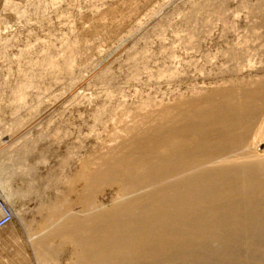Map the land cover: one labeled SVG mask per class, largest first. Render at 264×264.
I'll return each instance as SVG.
<instances>
[{"label":"bare ground","instance_id":"obj_1","mask_svg":"<svg viewBox=\"0 0 264 264\" xmlns=\"http://www.w3.org/2000/svg\"><path fill=\"white\" fill-rule=\"evenodd\" d=\"M184 1L182 0L181 3H183L182 5L186 7L184 5ZM186 1L189 2V0ZM193 1L191 2L190 0L191 9L187 11L188 13L179 15L184 16L180 19V21L182 19L186 20L185 22H182L185 23L186 26H184L186 29H183V33L178 34L180 31L175 32L176 35L186 36L183 41V37L179 38L182 45L180 42L178 43L182 47H185L186 45L187 49L189 47L191 51H193L194 47H200V45L203 44L201 41H204V38L207 35L212 36L211 33H213V30L219 28L221 31V33H219L221 34L220 38L225 40H227L228 37L233 38V43L230 47L227 45L228 48L223 53V55H225L224 62H226L225 64H228L227 66H223V64L222 68L212 70H209L208 68L206 73V70H203L202 68L197 71L196 65L198 64H195L196 62L191 63L193 59H190L191 61L188 59L192 65H195L193 66L198 72L197 75L199 78L201 76L206 77L215 75L221 78L222 82L219 83V81L215 86L213 84V87H206L207 84L206 86H203L204 83L201 84L202 87H197L198 84L196 83V80L198 79L194 80L197 77L196 76L193 79L195 84H197L196 87H192L190 85L192 88L188 87L187 91L184 90L187 87H184L183 90L185 91V94H182V90L180 94L175 93L174 91H168L167 89L166 94L174 92L171 94L172 98L167 102L161 99L159 104H155V106L152 107L155 102L153 99L154 102L151 101L152 109L148 104L150 102L148 97L149 101H146L145 98V102L140 100L141 104L139 102V106L138 104L134 105L133 103L134 106L128 107L129 105H127V103L130 104V100L125 102L126 104L122 101L127 100L129 97L126 99L124 98V95L122 97L120 90L119 93H121V95H118H120L124 100H118L121 101L118 103L114 99L117 104H120L119 107H122V105L123 107L126 105L131 109L135 106L137 107L134 109L135 112L133 109L128 110V108L125 107V109H123L125 113L123 110L120 111L122 116L125 114L123 116L124 119L122 118V120L126 122L128 117L129 120L125 124L123 123L124 126L114 124L117 126V130H120L118 129V126L121 128L120 131H117V134L115 131V134L112 132L113 136L110 134L112 139L116 136L115 139H111L112 141H109L108 143L98 142L100 144V147L98 145V148H100V154L93 158L95 160L92 159V161H88L89 164H91H88L87 167L89 172H86L87 170L83 169L86 167L82 168V170H85L86 172L85 175L88 174L85 182L86 184L84 183V186L86 187L84 189H86L87 193L84 197L81 196L82 194H78L80 196L78 197L77 203L79 204L78 207L84 204L91 209L87 208L84 215H81V212L79 213L77 211L78 209L74 211L72 208L73 205H70L67 202H61L59 205H53L51 209H49L52 214L50 213L51 216L45 223L43 231H40L35 235H31L32 238L34 237L31 241L40 264H50L51 261L57 262V260H59L58 254L62 253L61 250L63 251L67 242L75 246V249L72 252L74 254L72 255L75 256V260L71 261L72 263L70 264H264V75H260V78L258 76H253L252 78L254 79L258 78L250 82L249 88H244V84H240V82L243 81L240 80V78H242L241 76H243L244 73L248 71V73L254 70L256 71L254 67L255 64L252 63L253 59H251V57H253V54H255V57L258 54L256 55L257 52L254 53V51L252 53V51L257 47V50L259 51L258 53L260 55L262 54V56L264 55V0H255V2L253 1L254 3L251 2L252 4H248L250 0H247L248 2L246 0H202L201 3H195ZM92 2L95 3L94 0ZM123 3L124 2H122V4ZM131 3L128 5L130 6ZM135 4L134 6H136ZM182 5L180 4V6ZM232 5H236L247 11L245 13L247 34L245 33L244 36L243 34H239V27L238 25L236 26L237 23L235 19L237 14L235 15L234 13H237V10L235 12H230ZM93 6L95 7V5H92V7ZM109 6L110 5L100 7H104V9H106L105 7H108L109 9ZM131 6L132 10H130V7L127 9L130 11H135L136 9L139 10V8H137L138 5L135 9L133 5ZM97 7H99V5ZM111 7L112 10L113 8L115 9V7ZM124 7L126 8L127 6L124 4ZM94 9L97 10V8ZM99 9L101 10V8ZM120 10H122V8ZM115 11L116 10L109 12L111 16L107 14L109 18H111L110 20L106 17V15L103 16V19L99 16V19L96 17V21H99L97 23L94 20L95 24H93V30L97 29L98 32H103L104 30L101 29H107L109 30L108 32H110L111 29H108L110 24H118V22H120L121 25L124 19L127 20L125 15L124 18H118L116 14L117 11ZM131 13L132 12H130V14ZM134 13L135 12L132 14ZM136 13L139 12L136 10ZM179 14L182 13L180 12ZM104 17L108 19V21H104ZM130 18H128V20ZM100 19L103 20V22ZM106 21L110 22V24H107ZM135 22L138 23L139 20L134 21L133 23ZM141 22L142 21L139 23L140 25L138 24V28L136 27V30L141 29ZM187 22L189 24V28L187 27ZM128 24L130 23H127V25ZM167 24L169 25V23ZM120 25L117 26L120 27ZM91 26L92 25H90V27ZM84 28L81 32L87 30L89 27L87 28L85 26ZM95 31L93 35L97 32ZM163 31L162 29L157 31V33L160 32L162 34H157L161 39H164L163 37L165 36V32L167 30H165V32ZM135 32L136 35L137 32L140 33L139 31ZM162 32L164 33V36ZM170 32H172V30H170ZM97 34L98 33H96V35ZM200 36H204L201 38L202 40L200 39ZM173 38L175 42H177L178 36ZM255 41L258 42L259 45L255 43L257 46H254V44L251 46V43H254ZM121 42L122 39L120 37L117 44ZM144 43L146 42H143V46L145 45ZM80 45V43L78 45V42L76 43L74 41L73 43H70V40L69 43L67 41L63 42L61 44L63 48H60L61 51L63 50L64 52V58L61 59L63 56H61V53L59 55V59L63 61V63L61 62V65L56 60L58 56L52 60V57H50L49 54H46L44 57L45 64L41 65V62L39 64H36L35 62L31 64L29 63V66L31 67L30 70L39 66V69L44 68L45 72H48L49 74L50 72H52L55 76L66 74L71 78L74 73V67H78L74 65V56L82 48ZM86 45L88 46L90 44L87 43ZM157 45L159 44L157 43ZM87 46H83V48L85 49ZM88 47H90L89 49H92L91 45ZM88 47L85 51L89 50ZM199 47L197 48L199 49ZM83 48L81 50H83ZM175 48V51L177 52V47L175 46ZM197 48L195 49L197 50ZM98 49L100 50L99 47ZM98 49H96V51H92L93 53L97 51L99 52V54L96 53V56L101 53ZM108 49H111V47ZM187 49L186 51H188ZM147 50L148 52H151L150 49ZM196 50L194 51L195 54L198 53ZM104 51L106 53L105 49ZM145 51L146 50H144V52L140 51L142 53L139 52L140 55H137V57H131L130 59L132 60V64L130 63V65H128L130 68L132 65L133 69L128 68L129 70H134V75L132 74L134 76L133 78L138 80L140 79L136 76V74H140V72L143 73L140 71L141 66L139 68L138 64L141 65L142 61L151 57L150 55L148 57V53ZM175 51H169L170 53L167 54L169 60L171 61V66L168 65L169 67L167 66L168 68H165V70L162 71V75H158L161 72L159 71L157 74L159 78L156 77L158 80H155L156 82L164 80L163 83L165 84V88L168 87L166 85L172 86L175 84L178 85L179 83L182 84L183 80L185 82V79H191L193 77V75L190 76L191 73L196 72L193 68L194 72H191L189 75L190 69L188 72L186 71L187 64L185 67H182V63L178 62L179 67H177L178 63L175 66L174 60L177 58L174 54ZM131 52L132 50L129 53L131 54ZM165 52H167V49ZM194 53L193 56L195 55ZM186 55H188V53ZM76 56L78 57L80 55ZM82 56H87V54L85 53V55ZM167 56L166 59H168ZM23 57L26 56L23 55ZM39 58L41 59V57ZM206 63L209 64L211 61ZM143 64L146 65L145 63ZM257 64L258 63L256 62V66L258 67ZM144 65L143 67H145ZM210 65L212 66V64H209V66ZM213 65L215 68L216 64ZM92 66L91 68L89 67V69H92ZM211 66L210 68H213ZM82 67L81 69L85 70V68ZM143 67L142 70L144 69ZM204 67L206 68L205 65H203V68ZM198 69H200V67ZM259 70L260 69L258 68V71ZM81 71L79 70V73H75L74 78H72L74 80L77 79L78 81L79 78H76V75L81 74ZM144 71H146V67ZM260 71L261 73L262 71L264 72V66H262ZM23 73V80L15 89V92L19 93L21 97L24 96V93H26L28 89L33 87L35 77L34 74L28 75L25 72ZM132 75H130V77H132ZM250 75L248 77L249 79ZM106 76H102V80H104ZM60 77L62 78V76ZM97 77L99 76L97 75ZM114 77H116V75ZM150 77L153 76L151 75ZM150 77L148 75V82L151 79ZM243 77L245 78V76ZM70 78L68 79L70 80ZM96 78L95 80H99ZM206 78L208 79L210 77ZM248 78H245L243 82H249ZM73 79L69 81L71 82V85L67 80L66 81L71 86L72 90L77 93V91H79L77 86L81 80L75 84ZM80 79H82V77ZM201 79L203 80V78H200L199 80ZM107 82L108 81L105 83L108 85ZM109 82H111V79ZM137 82L135 83L137 84ZM69 85L67 87L65 86L67 90L70 87ZM107 85H105L104 88H109L106 87ZM171 90H173V88ZM15 92L13 91V93ZM177 92H179V88ZM17 93L15 94L16 96L18 95ZM107 93L108 94H106L105 97V94L102 93L103 98H106V101L103 99L106 102V105L103 104L105 102L102 103L101 101L103 106L101 105L102 107H99L98 113L100 112V108L102 113V110L108 105L107 103L113 100V95L115 94H111V90ZM10 94L12 95V93ZM77 94L75 96H77ZM170 94H168V96ZM138 95L140 96V94ZM97 96H99V94L95 95L94 99L97 98ZM21 97H19V99ZM21 100L22 102L24 101L23 98H21L20 101ZM117 107L118 105L115 108ZM19 109L21 108L19 107ZM111 110L114 117V114L116 113L115 111L121 109H115V111L114 109ZM126 110L129 112H126ZM113 111L115 113H113ZM126 113L129 115L126 116ZM103 115L104 114L102 113V116ZM107 117L109 118V116ZM113 117L111 118L112 120L110 119L109 121L111 122V125L114 123L113 119L115 117ZM116 119L117 118L114 120ZM103 123L105 125V122ZM118 132L121 133L118 134ZM88 162H86L85 165H87ZM80 177L81 175H79V178ZM56 181L57 180H55V182ZM3 182H1L2 185ZM29 182L27 181V183ZM30 183L28 186L31 185ZM0 187L3 188V186ZM2 188H0V190ZM5 188L6 187L1 190L2 194H0V197L7 205L9 197L13 194L11 193L10 195V192L8 194L5 191ZM107 190L112 191L115 194L113 195L112 203L109 207H106L105 205H101V207H99L100 201L98 200V196L104 195ZM1 195H3V197ZM60 204L62 205L60 206ZM9 209L12 212L14 220L17 218L18 214L10 207ZM57 241H59V243H57ZM74 246H72V248H74ZM58 251L60 252L58 253Z\"/></svg>","mask_w":264,"mask_h":264},{"label":"rangeland","instance_id":"obj_2","mask_svg":"<svg viewBox=\"0 0 264 264\" xmlns=\"http://www.w3.org/2000/svg\"><path fill=\"white\" fill-rule=\"evenodd\" d=\"M92 1L91 0H62V1L61 0L60 1L58 0H0V170H1L0 171V184L1 182L4 181L3 185L2 184L0 185V186H3V188L2 187L0 188H2L1 190H3L4 187H6L5 191L8 194L10 192V195L11 193L13 194L9 197L7 205L11 209H13L14 212L18 214L17 218L13 220L12 224L7 226L3 230H0V264H40L36 256V253L34 251L32 241H31L34 237L32 238L31 235L33 234L35 235L39 233L40 231H43L44 229L43 227H45V223L48 221L49 217L52 214L51 210L49 209H51L53 205H59V203L61 202L62 203L67 202L70 205H73L72 208L74 209V211L78 209L77 211L79 213L81 212V215H84V213L86 212V209L90 208L84 204H83L84 206L82 205L78 207L79 204L77 203L78 197L81 194H82L81 196L84 197L86 196V193H87L86 189H84L86 188L84 185L86 184L85 182L88 177L87 176L88 174L85 175V173L89 172L87 167H88L90 160L92 161L93 158L97 157V155L100 154V150H99L100 148H98V145L100 147L99 143H102V142L108 143L109 141L114 140L116 136L112 139L110 134L112 136H113V133L115 134V132L117 134V131L121 130L120 126L123 125V123L125 124L129 120V117H128V120L124 122L122 118L125 114H123L122 116L120 114V111L130 106L137 105V104L139 106V102L140 104L142 100H143L142 102H145L144 100L145 98H146V101L147 100L149 101L150 99V102L148 104L150 105V108H151V101L154 102L155 100V102L153 103L154 105H152V107L155 106V104H159L161 102V99L167 102L169 101V99L172 98L171 94H173L174 92L181 94V90H182V94H185V91H187L188 87L190 88H192L193 86L196 87L197 84H198L197 87H202L201 84L203 83H204L203 86H206L207 84L206 87H213V84L215 86L216 83H218L219 81H220L219 83L222 82L221 78L215 75L213 76L211 75V76H206V77H210L208 79L205 76L204 77L201 76L200 78H203V80L202 79L199 80L200 78L197 75L198 74L197 71L201 70L202 68L203 70H206L205 72L207 73L208 68L209 70H212L216 68L217 69L222 68L223 64H224L223 66L228 65V64H225L226 62H224L225 55H223V53L225 50H227L228 46L230 47V45L233 43L232 41L233 38L228 37L227 40L220 38L221 37V34H219L221 33L220 28L213 30L214 34L211 33L213 37L208 36V35L206 36L208 39L205 37L208 41L205 38L203 41L201 38H203L204 36H200V39L202 41L201 40L199 41H201V43L203 42V44L200 45V47L197 46L199 47V49L197 47H194V48L192 47L193 51H191V49L188 46H187L188 49L186 48V45L185 47L181 46L182 42L179 41V38L183 37L182 39L183 41L185 40L186 35H178V34L183 33L184 30L186 29L185 23H182L183 21L185 22L186 20L182 19L180 21V19L184 16H179V15H184L188 13L187 11L191 9L190 3L193 0H191V2L190 0L189 2L185 0L186 3H189V4H186L185 1L183 0L184 5L186 7L182 5L183 4L181 3L182 0H178V1L177 0H129L128 1L127 0V2L126 0H105V1L104 0L103 1L94 0L95 3ZM253 1L255 2V0H250L248 4L254 3ZM122 2L124 3L122 4ZM128 2L131 3L130 6L128 5L129 4ZM193 2L201 3L202 0L200 1L194 0ZM91 4L95 5V7L94 6L92 7ZM124 4L125 6H127L126 8L124 7ZM134 4L136 6L138 5L137 8H139V10L138 9L136 10L139 13H136V10L130 11L132 10L131 5H133L134 9L136 8ZM180 4L182 6H180ZM98 5L99 7H97ZM108 5H110L109 9L108 7H105L108 10L104 9V7H100V6H108ZM111 6L115 7V9L113 8L112 10ZM129 7H130V10L127 9ZM237 7L238 6L236 5L235 6L232 5L230 8V12L232 11L235 12L237 10V13L236 12L234 13L235 15L237 14L236 19H235L237 23L236 26L238 25L239 27V30H238L240 32L239 34H243L244 36L247 30L246 29L247 26L245 22L246 21L245 13L247 11L240 7H238L239 8L238 9ZM94 8H97V10ZM99 8H101V10ZM121 8L122 10H120ZM110 10L111 11L116 10L117 12L116 11L115 12L118 18L120 17L124 18V15L127 18V20L128 18L130 17L131 18L128 20V22L126 19H124L121 25H120V22H118V24L117 23L110 24V22H107L108 19L109 20L111 19L109 18V16H111L109 14V12H111ZM130 12L132 13L135 12L136 14L131 13L132 14L131 15ZM180 12L182 14H179ZM107 14H109V16ZM104 15H106V17L108 18L106 19L104 17L105 18L104 21L107 20L106 21L107 24L111 25V26L109 25V27L111 28L108 27V29H111L112 31L110 30V32H108L109 30L107 29H101V30H104L103 32L102 31L98 32L97 29L93 30V26H94L93 24H95L94 22L97 20V18L99 19V17H102L101 19H103ZM138 20H139L138 23L137 22L133 23L134 21H138ZM98 21L96 22L98 23ZM101 21L103 22V20ZM140 21H142L141 29L136 30V27L138 28V24L140 23ZM127 23H130V24L127 25ZM167 23H169V25ZM82 24L85 25L87 28L88 27L89 28L81 32V30H83V28L85 27ZM186 24H188V22ZM90 25L92 26L90 27ZM117 25L118 26L120 25V27H118ZM115 26H117L118 28L117 27H116L117 29L114 28ZM142 27H145V28H142ZM187 27L189 28V24L187 25ZM163 28H166V29H163ZM70 29L72 30L75 29V30L72 31ZM161 29L162 31L164 30L163 32L167 30L165 32V36H164V33L162 32L164 36L163 38L165 40L159 38L158 36L160 32L157 33V31H160ZM169 29L172 30V32H170ZM94 31L98 33L97 34L98 37L96 33H95L96 36L93 35ZM135 31H139L140 33L137 32V35H136ZM175 31L176 32L180 31V32H178V34L176 35ZM110 33L113 37L110 35ZM115 33L118 35H116ZM91 35L95 37L93 38ZM175 35L178 36V40L176 39L177 42H175L173 38V37H176ZM120 37L122 39V42L117 44ZM69 40H70V43H73V41L76 43L78 42V45L80 43L81 44L80 46L82 48L83 46H87L86 45L87 43H89L92 46V49H89L90 47L88 46L90 45L87 46L89 50H86V51L88 52L85 51L87 47H85V49L83 48V50H81L82 49L81 48L79 52L76 54V55H80L81 57L80 56L77 57L76 55L74 56V61H75L74 65L78 67H74V73L72 77L74 78L75 73L77 74V72L79 73V70L80 71L82 70L80 72L81 74L76 75L77 76L76 78H79L78 81L80 80L83 81V82L80 81V83H78V86H77L79 90L77 91V93L79 94L75 93L74 90H72L70 86L71 82L69 81H71L73 78L72 77L70 78L69 75L60 74V75L55 76L54 74H52V72H50V74L48 72H45L44 68L39 69V66L34 67L32 70H30L31 67L29 66L31 63H34V62L36 64L37 63L39 64L41 62V65H44L45 64L44 57L46 54H49L50 57H52L51 58L52 60L53 58L55 57L57 58L58 56L56 60L61 65L63 63L61 59L64 58V52L63 50L61 51L60 47L63 48L61 44L66 41L69 43ZM144 41L146 42L144 43L145 44L144 46H147L148 48L143 46ZM178 42H180L181 45ZM123 43H126V44H123ZM157 43L161 47L157 45ZM255 43L258 44V42L255 41L254 43H251V46H253V44L254 46H257L255 45ZM97 45L100 48V50L98 49V47L96 48ZM162 45L163 46L165 45V46L163 47ZM175 46L177 47V52L175 51L176 50ZM109 47H111V49H108ZM195 48H197V50ZM96 49H98L101 52L100 55H98L99 54L98 51L94 53L92 52L93 50L96 51ZM104 49L106 50V53ZM147 49H150L151 52H148ZM166 49H167V52H165ZM186 49L188 51H186ZM194 49L198 53L195 54ZM131 50L132 52L130 54L129 52ZM139 50L142 52L146 50L145 52L148 53L147 56L148 57L149 55L151 56L149 58L147 57L148 59H145L146 61L141 60L142 61L141 65L138 64L139 68L141 66L140 71H142L143 73L145 72L144 74L140 72L141 75L139 73L138 74L135 73L136 76H138L140 80L133 78L134 70H129L130 66H128L130 65V63L132 64L131 62L132 60L130 59L131 57H134V56L137 57V55L139 56L140 53H142ZM172 50L175 51L174 54L177 57L174 60L175 66L178 62L182 63L181 64L182 67H185V65L187 64L186 71L188 72V70L190 69L189 75L191 72H194L196 70L197 71L195 72L196 75L195 73H191L190 76L193 75V77L191 79L189 78L190 81L189 79H185L186 83L183 80L182 84L180 83H179L180 85L178 84L179 86L177 84H175L176 86L166 85L168 87L165 88V84L163 83L164 80H160L158 82H156L155 80H158L156 79V77L159 78V76H157L159 71L161 72L158 75H162L161 74L162 71H164L165 68L169 67L168 65H170L171 61L169 60L167 54L172 52ZM256 50H257V47L255 50L252 51V53L255 51L254 53L257 52L256 55L257 54L258 55L255 57V54H253V57L255 59L251 57V59H253L252 63L255 64L254 67L256 71L255 70L252 71L253 73L252 72L248 73L249 71L244 73L243 76H245V78H248L250 74L251 75L253 74L252 76L250 75V79L248 78L249 82L247 83L246 81L245 83L243 82L245 79L243 76L241 77L244 79L240 78V80H243L242 82H240V84H244L245 85V86L243 85L244 88H249L251 81L256 80L260 75L262 76L264 75L262 74L264 72L262 71L261 73L260 71L262 69V66H264L263 65L264 55L263 56L262 54L260 55L258 53L259 51L258 50L256 51ZM133 51L135 52V54ZM186 52L188 53V55H186L187 54ZM60 53H61V56L63 55L62 58L60 56L61 59H59ZM85 53L87 54V56H82V55H85ZM96 53H98L97 56H96ZM193 53L195 54L194 56H193ZM23 55L26 57H23ZM165 55L167 56L168 59H166ZM39 57H41V59ZM260 58L262 59V61ZM188 59L189 60L193 59L192 61L190 60L191 63L196 62L195 64H198L196 65L197 67L196 70L194 68L195 65L193 64L194 65L193 66ZM210 61L211 63L209 64H212V66L211 65L210 66L213 68H210L209 64L206 63ZM256 62L258 63L257 64L258 67L256 66ZM143 63H145L146 65H144ZM179 63L177 64L178 65L177 67H179ZM95 64H96V67H95ZM213 64H216L215 68ZM90 65L91 66L93 65L92 69H89V67L91 68ZM143 65L146 67V71H144L145 67H143ZM188 65H189V68H188ZM203 65H205L207 69L205 67L204 69ZM81 67L85 68V70L81 69ZM142 67L144 68L143 70H142ZM199 67L200 69H198ZM76 68L78 69L80 68V69L78 70ZM193 68H194V71H193ZM258 68L260 69L259 71H258ZM130 69H133L132 65ZM23 72L27 73L28 75L34 74L35 77H34L33 87L31 89H28V91L24 93V96L21 97L19 93L15 92L16 91L15 89L19 86V84L23 80V75H24ZM96 74L100 78L97 77ZM104 75L105 76L107 75V76L104 78V80H102V76ZM115 75L116 77H114ZM130 75H132V77H130ZM148 75L149 77L151 75L154 77V78L150 77L151 79L149 78L150 79L149 82L147 78ZM60 76H62V78ZM67 76L68 78H70V80L67 78ZM253 76L254 77L258 76V77L254 79L252 78ZM81 77L83 80L80 79ZM96 77L99 80L101 79L100 80L101 82L99 80H95ZM131 78L133 79L130 80ZM110 79H111V82H109ZM193 79L194 80L198 79L196 80L197 84H195V81ZM66 80L68 81L70 85L67 83ZM78 81L77 79L76 80L73 79V82L75 84H77ZM106 81H108L107 82L108 85L105 83ZM137 81H140L141 84L140 82H137ZM133 82L134 83L137 82V84L136 83L134 84ZM67 84L70 86L68 90L67 88H65ZM105 85H107L106 87H109V88H104ZM181 85H184V86H181ZM170 87H172L173 90H171L172 88ZM177 87L179 88V92H177L178 91ZM184 87L185 88L187 87L186 89H184L185 91L183 90ZM65 89H66V92H65ZM109 89L112 92L111 94H115V95H113V100H112L113 102L111 101L107 103L108 105L106 106V108L108 107L107 108L108 110L104 106L105 109L102 110L103 111L102 113L104 115L102 116L101 108L99 110L100 111L99 113H98V109L102 105V103L106 101L105 100L106 98H103V94H105L104 95L105 97L106 94H108L107 92H110ZM167 89L168 91H174V92H171V94L170 92L168 93L171 96L170 95L168 96V94H166ZM13 91L15 93H13ZM69 91H71L72 93ZM119 91L122 93V97L124 95L125 99L128 97L129 98L127 100L122 99V97L120 96L121 93H119ZM10 93H12V95ZM16 93L18 94L17 96L15 95ZM76 94L77 96H75ZM97 94H99V96H97V98L94 99V96ZM138 94H140V96ZM18 96L23 98L24 101L23 102L22 100L20 101L21 98L19 99ZM134 97H135V100H134ZM114 99L118 103L121 102L118 100H124L122 101L124 103L130 100L129 101L130 104L127 103V105L129 106L127 107L126 105H124L125 107L124 108L122 105L123 103H122L121 104L123 107L122 108V107H119L120 104H117L114 101ZM112 103L113 105L117 104L118 107L115 108L117 105L113 106ZM103 104L106 105V102ZM148 104L147 106L149 107ZM19 107L22 110L19 109ZM135 107L132 108L133 111ZM109 109L110 110L114 109V111L115 109H121V110L115 111L116 113L113 111V113H115L114 117L117 118L116 120H114L115 118L113 117L112 110L110 112ZM129 109L132 110L131 108H128V110ZM126 112H129V111L126 110ZM111 115L114 118L113 119L114 123L112 122L113 123L112 125H111V122H109L110 119L112 118ZM127 115L129 114L126 113V116ZM107 116H109V118ZM99 117H102V118H99ZM96 118L100 122H98ZM101 121L105 122V125ZM114 124L116 125L120 124V126H118L119 127L118 129L120 130H117V126ZM119 133L121 132H118V134ZM86 162H88L87 165H85ZM83 167H86V168H83ZM82 168L86 169L87 171L85 172V170H82ZM80 172L81 173L84 172L82 173L84 175H82ZM79 175H81L80 178H79ZM55 180L57 181L55 182ZM27 181L31 182V183L29 182L31 184L30 186H28L29 183H27ZM71 182L72 183L74 182L73 185ZM1 190H0V194H2ZM113 195H115L114 192L109 191V190H107L104 195H99L98 200L100 201V203L103 202L102 204L99 203V207H101V205H105L106 207H109L112 203ZM1 196L3 197V195ZM63 199H67V200H63ZM61 205L62 204H60V206ZM79 208L80 209L82 208L81 210L83 209L85 210L81 211ZM57 243H59V241H57ZM66 244L67 245H65L63 251L61 250L62 253H59L60 251H58L59 254L57 253L59 260H57V262L51 261L50 264H70L72 263L71 261L75 260V256H73L74 254L72 253L75 249V246L73 244H70L69 242H67ZM72 246H74V248H72Z\"/></svg>","mask_w":264,"mask_h":264},{"label":"built area","instance_id":"obj_3","mask_svg":"<svg viewBox=\"0 0 264 264\" xmlns=\"http://www.w3.org/2000/svg\"><path fill=\"white\" fill-rule=\"evenodd\" d=\"M13 222V215L9 207L0 197V230L5 229Z\"/></svg>","mask_w":264,"mask_h":264}]
</instances>
